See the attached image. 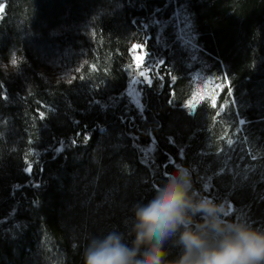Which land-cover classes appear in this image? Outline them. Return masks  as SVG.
<instances>
[{
	"label": "trees",
	"instance_id": "1",
	"mask_svg": "<svg viewBox=\"0 0 264 264\" xmlns=\"http://www.w3.org/2000/svg\"><path fill=\"white\" fill-rule=\"evenodd\" d=\"M0 5V264H83L113 231L130 243L133 205L179 167L264 230V0ZM138 50L142 108L126 92Z\"/></svg>",
	"mask_w": 264,
	"mask_h": 264
},
{
	"label": "clouds",
	"instance_id": "2",
	"mask_svg": "<svg viewBox=\"0 0 264 264\" xmlns=\"http://www.w3.org/2000/svg\"><path fill=\"white\" fill-rule=\"evenodd\" d=\"M15 70L17 64L3 65ZM223 204L198 194L183 167L168 173L147 201L133 205L124 233L93 237L83 264H264V230L222 215ZM180 249L168 259L166 243Z\"/></svg>",
	"mask_w": 264,
	"mask_h": 264
},
{
	"label": "rangeland",
	"instance_id": "3",
	"mask_svg": "<svg viewBox=\"0 0 264 264\" xmlns=\"http://www.w3.org/2000/svg\"><path fill=\"white\" fill-rule=\"evenodd\" d=\"M0 8H1V5H0ZM183 38L185 40H188L185 35H183ZM141 54L142 53L140 52V50H138L135 53V56L141 55ZM133 69H134L133 73H131L129 76V80L126 86V92L128 93L130 100L136 106H138L139 108H142L143 102H142V95H141V87L139 86V84L148 79L147 70L143 68L142 64L139 67H137L136 63ZM141 71L144 72L143 75L140 74Z\"/></svg>",
	"mask_w": 264,
	"mask_h": 264
},
{
	"label": "snow or ice",
	"instance_id": "4",
	"mask_svg": "<svg viewBox=\"0 0 264 264\" xmlns=\"http://www.w3.org/2000/svg\"><path fill=\"white\" fill-rule=\"evenodd\" d=\"M132 48H133V50H136L137 48H140V46L134 44V45H132ZM134 61H135V63H136V66L139 67V66L143 63V61H144V55H143V54H141V55H136V56L134 57ZM11 63L16 64L17 62H16V60L13 58V59L11 60ZM140 74L143 75L144 72L141 71ZM201 99H203V97H201ZM212 102H213V105L215 106V99H214V98H213Z\"/></svg>",
	"mask_w": 264,
	"mask_h": 264
}]
</instances>
